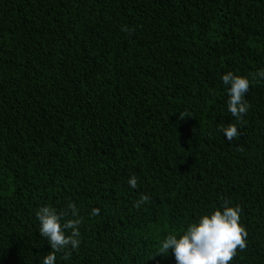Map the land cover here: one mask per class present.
<instances>
[{
    "label": "trees",
    "instance_id": "trees-1",
    "mask_svg": "<svg viewBox=\"0 0 264 264\" xmlns=\"http://www.w3.org/2000/svg\"><path fill=\"white\" fill-rule=\"evenodd\" d=\"M260 70L264 0H0V264H42L36 212L69 203L56 264H176L159 242L225 202L248 233L230 264H264ZM228 72L251 81L242 124Z\"/></svg>",
    "mask_w": 264,
    "mask_h": 264
},
{
    "label": "clouds",
    "instance_id": "clouds-1",
    "mask_svg": "<svg viewBox=\"0 0 264 264\" xmlns=\"http://www.w3.org/2000/svg\"><path fill=\"white\" fill-rule=\"evenodd\" d=\"M128 31L127 27L123 29ZM252 80H264V70L250 73ZM228 90V112L238 123H243V116L247 114L250 105L245 96L250 91L251 81L244 76L234 75L232 72L222 76ZM186 112H180L179 119L189 117ZM227 138L233 141L241 132L235 123L218 129ZM132 189L138 187V179L132 176L128 180ZM150 201L148 195H141L134 207L139 209ZM241 208L229 206L227 202L210 214L201 216L198 222L191 223L186 230L179 235H167L158 245L156 256H168L170 252L176 264H230L239 251L246 249L247 230L240 223ZM91 215H100V209L94 208ZM36 218L40 223L39 234L48 241L51 251L48 252L42 264H56L57 253L63 252V259L68 260L71 252L68 249L79 248L81 236L80 225L82 218L75 203H69L64 210L44 206L37 210ZM154 257V258H155Z\"/></svg>",
    "mask_w": 264,
    "mask_h": 264
}]
</instances>
